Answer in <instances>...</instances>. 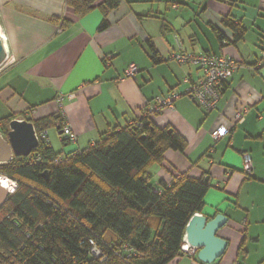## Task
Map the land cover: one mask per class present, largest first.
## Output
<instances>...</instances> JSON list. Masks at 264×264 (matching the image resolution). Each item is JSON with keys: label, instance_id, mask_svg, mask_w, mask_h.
Listing matches in <instances>:
<instances>
[{"label": "crops", "instance_id": "crops-1", "mask_svg": "<svg viewBox=\"0 0 264 264\" xmlns=\"http://www.w3.org/2000/svg\"><path fill=\"white\" fill-rule=\"evenodd\" d=\"M101 1L79 17L65 0H0L8 57L0 67L1 138H7L11 120L34 124L55 116L77 140L62 143L57 124L47 128L52 149L86 150L133 123L156 96L198 81V68L165 60L172 51L229 56L238 66L223 83L215 109L204 111L183 94L172 108L151 116L157 127L177 132L185 146L165 151L148 175L152 184L167 186L175 172L207 178L201 214L208 220L219 213L227 217L217 232L227 247L212 264H264V0H120L99 30ZM226 19L242 27L241 38L233 37ZM132 64L136 80L125 76ZM243 109L244 119L236 122ZM220 126L229 132L214 140L211 132ZM244 154L252 160L250 176L242 170ZM168 264L204 263L196 250Z\"/></svg>", "mask_w": 264, "mask_h": 264}, {"label": "trees", "instance_id": "trees-1", "mask_svg": "<svg viewBox=\"0 0 264 264\" xmlns=\"http://www.w3.org/2000/svg\"><path fill=\"white\" fill-rule=\"evenodd\" d=\"M96 1L65 4L80 17ZM119 4L100 2L99 30L108 26L106 14ZM224 22L235 39L242 37V27ZM57 119L33 125L39 133L61 126ZM184 146L177 132L157 127L149 116L83 151L55 152L40 140L32 152L40 162L14 157L0 165V174L17 183L0 208V264H168L181 255L186 225L202 213L209 184L182 175L169 186L156 185L148 170L162 162L165 151L182 152ZM88 239L102 249L104 260L90 253Z\"/></svg>", "mask_w": 264, "mask_h": 264}, {"label": "built area", "instance_id": "built-area-1", "mask_svg": "<svg viewBox=\"0 0 264 264\" xmlns=\"http://www.w3.org/2000/svg\"><path fill=\"white\" fill-rule=\"evenodd\" d=\"M0 36L3 38L4 41V37L1 34ZM165 60L174 61L178 65L194 66L201 71V77L198 79V81L188 84V86L182 92H171L166 96H156L152 101L148 102L145 107L141 110L138 120L153 116L159 113L161 109L165 107L172 108L174 101L183 94L189 96L194 101V103L204 111H211L215 109L220 99L221 89L224 81H226L231 76V74L236 70L238 66L237 61L229 56L221 54H197L195 52H187L181 49L177 51H172L170 55L165 58ZM262 65L264 66V49H262L260 52L259 66ZM137 72V67L132 64L126 69L125 76L130 79L136 80ZM245 112L246 109H243V111L236 114V122H241L244 119ZM137 124L141 125V122H138ZM59 130L60 141H65L71 144L76 143L77 135L68 123H62ZM228 132L229 129L227 127L220 126L211 132V137L214 140H218L219 138L225 136ZM36 135L39 141L43 140L48 145H50L48 143L47 129L36 133ZM32 152L25 157L26 162H40L41 157L39 155L32 154ZM59 159H61V157ZM242 161V170L244 175L250 176L253 169V164L250 155L244 154L242 156ZM0 165L2 164L0 163ZM175 176L178 177L179 173L175 172ZM0 177L6 176L0 174ZM13 184L15 190L17 187V183L13 181ZM48 202L50 203L51 201ZM88 242L90 244V253L95 257L100 258V260H104L106 256L103 253L102 249L98 248L93 242V240L88 239ZM195 251L196 248L191 247L187 243L184 235V239L181 244V252L193 256L195 255ZM117 254L118 253H115L114 255Z\"/></svg>", "mask_w": 264, "mask_h": 264}, {"label": "water", "instance_id": "water-1", "mask_svg": "<svg viewBox=\"0 0 264 264\" xmlns=\"http://www.w3.org/2000/svg\"><path fill=\"white\" fill-rule=\"evenodd\" d=\"M7 60V49L3 38L0 36V67ZM33 123L26 120L14 119L9 122L7 138L0 139L6 144V148L0 149V163H8L12 157H26L39 145ZM47 173L44 172L43 175ZM207 181V178L205 179ZM9 191L0 183V208L4 205ZM227 221V217L221 213L208 220L203 214H195L191 217L185 228L187 243L196 248L197 260L204 264H212L219 259L227 247V241L217 235Z\"/></svg>", "mask_w": 264, "mask_h": 264}, {"label": "bare ground", "instance_id": "bare-ground-1", "mask_svg": "<svg viewBox=\"0 0 264 264\" xmlns=\"http://www.w3.org/2000/svg\"><path fill=\"white\" fill-rule=\"evenodd\" d=\"M0 183L1 185L6 188L9 192L14 191V184L13 182L8 179L7 177H0Z\"/></svg>", "mask_w": 264, "mask_h": 264}, {"label": "rangeland", "instance_id": "rangeland-1", "mask_svg": "<svg viewBox=\"0 0 264 264\" xmlns=\"http://www.w3.org/2000/svg\"><path fill=\"white\" fill-rule=\"evenodd\" d=\"M62 148H63V145L59 143V147L57 148V150H61Z\"/></svg>", "mask_w": 264, "mask_h": 264}, {"label": "clouds", "instance_id": "clouds-1", "mask_svg": "<svg viewBox=\"0 0 264 264\" xmlns=\"http://www.w3.org/2000/svg\"><path fill=\"white\" fill-rule=\"evenodd\" d=\"M60 127V126H59Z\"/></svg>", "mask_w": 264, "mask_h": 264}]
</instances>
